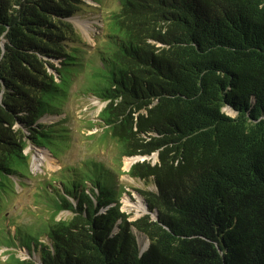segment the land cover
<instances>
[{
	"label": "trees",
	"instance_id": "trees-1",
	"mask_svg": "<svg viewBox=\"0 0 264 264\" xmlns=\"http://www.w3.org/2000/svg\"><path fill=\"white\" fill-rule=\"evenodd\" d=\"M91 1L92 50L71 21L84 0H0V207L12 177L32 181V151L55 158L71 134L81 75L79 95L104 103L89 129L120 157L150 158L38 183L50 214H32L36 232L0 212L4 264H264V0H117L107 13ZM123 174L144 182L132 220Z\"/></svg>",
	"mask_w": 264,
	"mask_h": 264
},
{
	"label": "rangeland",
	"instance_id": "rangeland-1",
	"mask_svg": "<svg viewBox=\"0 0 264 264\" xmlns=\"http://www.w3.org/2000/svg\"><path fill=\"white\" fill-rule=\"evenodd\" d=\"M84 1L85 4L74 14L71 21L92 50L95 46L94 36L96 37L98 33L102 32L100 30L102 27L101 10H97L98 4L93 1ZM103 5L104 9H102V12L107 13L116 8L117 0H103ZM83 82H85V78L81 75L79 78H74L71 83L70 100L67 105L68 111L72 112L71 118L67 121L71 134H66L63 139H57L54 145L49 146L56 157L54 158L43 148H35L31 153V171L34 175L32 181L25 180V184L21 187L18 180L12 177L15 195L8 198V202L4 203L5 207H0L1 216H11L12 218V221L7 220V225H10V222H16L21 228H27L32 233L36 232L37 224H34L33 221L38 219L32 216V214L36 211L41 212L42 209H44L42 215L47 216L50 214L48 208L41 202L45 200L44 192L38 190L36 186L38 183L44 182V179L48 180L51 178L54 180V185H58L55 181H61L65 176L70 175V173L80 174L82 171L87 170L86 166H91L92 162L99 163V165L103 164L105 168L117 169L118 173L121 174L122 172H127L131 164L134 163L136 158L120 157L113 140L109 138L106 142L100 140L101 128L95 126L89 129V125H92L91 123L94 124L98 121V113L104 103L99 102L92 95L80 96L79 89ZM226 112L233 115V112L229 108L226 109ZM62 116L64 114L47 116L43 118V121L53 123ZM92 134L93 138L91 139L89 135ZM29 149L31 151V148H26L25 152H28ZM143 158L149 159L150 157H141L139 160ZM152 158L153 161L156 160L155 155ZM107 179L109 180V178ZM118 181L125 186V193L122 194L119 200L121 204L120 209L125 213L132 214L131 220L145 213L143 199L137 192L138 188L144 187V182L130 178L127 174L120 175ZM42 185L40 186L42 187ZM147 188L150 190L155 189L152 184ZM35 204L37 205V210L35 209ZM29 208L32 209L31 212H28L27 209ZM69 215V212L64 211L57 218H64ZM6 230L13 234L14 226H8ZM137 239L141 249H143L146 245L145 237L137 234ZM6 251V248L0 247V264H4V261L7 259ZM14 251L20 258L28 257L26 250L24 251L21 247ZM33 259L37 262L38 256L33 254Z\"/></svg>",
	"mask_w": 264,
	"mask_h": 264
},
{
	"label": "water",
	"instance_id": "water-1",
	"mask_svg": "<svg viewBox=\"0 0 264 264\" xmlns=\"http://www.w3.org/2000/svg\"><path fill=\"white\" fill-rule=\"evenodd\" d=\"M132 157H133V158H136L135 161H134V163H135V162L139 161V159H140L141 157H144V156H132ZM141 160H144V158L141 159ZM132 164H133V163H132ZM132 164H131V165H132ZM129 168H130V167H129Z\"/></svg>",
	"mask_w": 264,
	"mask_h": 264
},
{
	"label": "bare ground",
	"instance_id": "bare-ground-1",
	"mask_svg": "<svg viewBox=\"0 0 264 264\" xmlns=\"http://www.w3.org/2000/svg\"><path fill=\"white\" fill-rule=\"evenodd\" d=\"M130 161H132V160H130Z\"/></svg>",
	"mask_w": 264,
	"mask_h": 264
}]
</instances>
